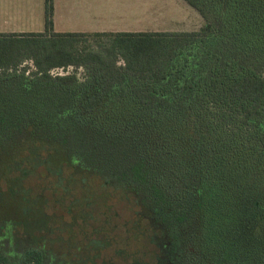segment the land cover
Instances as JSON below:
<instances>
[{
    "label": "trees",
    "instance_id": "16d2710c",
    "mask_svg": "<svg viewBox=\"0 0 264 264\" xmlns=\"http://www.w3.org/2000/svg\"><path fill=\"white\" fill-rule=\"evenodd\" d=\"M186 1L197 29L57 31L45 0L42 30L0 31V228L17 239L0 264H47L46 197L91 181L174 236L176 264H264V0Z\"/></svg>",
    "mask_w": 264,
    "mask_h": 264
},
{
    "label": "rangeland",
    "instance_id": "374dc122",
    "mask_svg": "<svg viewBox=\"0 0 264 264\" xmlns=\"http://www.w3.org/2000/svg\"><path fill=\"white\" fill-rule=\"evenodd\" d=\"M130 6L137 7L138 10H134L143 13L130 20L134 23L130 27L63 26L55 29L192 30L199 28L204 21L202 15L186 0H130ZM148 9L151 11L145 13ZM34 10L38 12L39 5ZM31 22L32 25L0 24V31L43 28L44 19L40 13L34 14ZM23 65H27L29 70L34 69L31 60ZM73 69L69 67L67 70ZM34 180L31 181L32 187H35ZM89 183L78 182L70 188L73 191L70 194L51 192L46 197V227L34 229L33 237L35 243L47 250V264H176V256L182 255V249L176 244L173 249L168 248L167 253L176 258L169 259L166 256L168 246L164 245H170L174 236L155 228L149 219L139 217L132 197L100 181ZM17 225L18 230L14 234L23 241L25 225ZM10 234L7 235L0 228V247L8 245L13 238L16 243L17 239ZM20 241L18 245L23 244Z\"/></svg>",
    "mask_w": 264,
    "mask_h": 264
},
{
    "label": "crops",
    "instance_id": "0c3cea01",
    "mask_svg": "<svg viewBox=\"0 0 264 264\" xmlns=\"http://www.w3.org/2000/svg\"><path fill=\"white\" fill-rule=\"evenodd\" d=\"M44 4L45 0H0V20H3L0 24L11 26L32 25L31 20L34 14L40 13L44 19V28ZM37 5H39L38 12L34 10ZM134 9L138 10L137 7L132 8L130 6V0H54V27H130L134 24L130 20L136 19L139 14H143L142 12H136ZM150 11L148 9L144 12L149 13ZM43 28L32 31H40ZM108 30L115 31L116 29ZM2 32L22 31L5 30Z\"/></svg>",
    "mask_w": 264,
    "mask_h": 264
}]
</instances>
